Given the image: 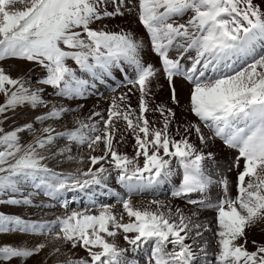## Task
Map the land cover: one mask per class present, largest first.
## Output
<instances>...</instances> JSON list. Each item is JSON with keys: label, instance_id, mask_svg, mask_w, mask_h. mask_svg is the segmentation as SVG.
<instances>
[{"label": "snow or ice", "instance_id": "obj_1", "mask_svg": "<svg viewBox=\"0 0 264 264\" xmlns=\"http://www.w3.org/2000/svg\"><path fill=\"white\" fill-rule=\"evenodd\" d=\"M138 3V19L148 33L152 52L160 59V69L142 62L143 44L132 33L91 27L106 18L123 16L127 0H0V96L4 97L0 104V193H20L21 187L29 183L53 198L69 189L83 190L94 185L103 188L104 173L109 170L101 161H107L118 171L117 182L129 193L138 192L167 180L172 175L174 158L183 169V176L171 195L198 207L186 214L179 206L172 208L153 200L150 204L155 209H139L130 198H120L118 203L129 218L127 223L123 222V214L117 217L110 210L111 206H105L99 215L88 214L85 209L47 223L0 212V234L44 235L58 227L54 239L62 241L69 252L82 248L88 254L87 258L69 256L66 264H126L122 257L127 250L106 239L122 230L133 251L141 244L154 242L148 264H195L196 238L213 230L193 218L204 209L215 208L218 251L214 264H264V244H258L255 251L246 247V229L264 224V10L254 0ZM187 13L191 15L185 23L176 22ZM170 52L176 53L174 58ZM8 60L36 64L46 71V76L37 81L39 86L32 88L26 75L13 77L10 69L3 66ZM68 61H73L76 68ZM123 64L135 70V80L127 83L139 92L138 111L128 103L127 93L114 97L107 119L99 112L87 118L91 121L99 116L102 127L81 119L75 108L44 99L45 87L54 90L50 95L61 99H83L87 89L95 84L90 85L78 76L77 69L93 80L103 81V77L112 75L113 68L123 71ZM161 71L176 106L180 105L176 79L192 86L186 107L197 122L185 124L184 135L177 127L178 140L169 132L176 116L174 109L163 104L150 107L153 81ZM25 106L33 112L41 108L46 111L36 115L32 122L6 130V114ZM148 113H159L162 127H153L157 121H150ZM68 117L74 124L72 128L59 123ZM120 120L125 122V131L133 133L134 157L121 154L114 147L119 131L116 123ZM48 121L53 123L44 126ZM57 124L63 130H58ZM36 125L41 126L39 134L31 142L22 143L21 134L35 133ZM202 128L208 129L207 136ZM192 132L200 148L190 142ZM123 139L121 136V143ZM216 139L238 152L235 167H240L241 160L244 163L237 177V195H229L228 181L222 179L218 183L223 196L213 205L206 195L212 179L205 174L204 162L215 160V154L203 149L211 148ZM61 141L65 142L63 147H59ZM73 145L103 153L89 157L92 166H101L82 172L86 179L57 173L44 163L65 156L68 160L76 159L70 155ZM141 156L142 167L138 163ZM79 160L83 162V157ZM193 194L200 198H192ZM0 203L30 207L33 202L22 195L19 199H0ZM188 239L193 243H186ZM168 245H172L170 250ZM46 246L0 243V264H10L14 259L18 264H26ZM59 251L57 247L52 254ZM200 254L206 255V249L201 248Z\"/></svg>", "mask_w": 264, "mask_h": 264}, {"label": "rangeland", "instance_id": "obj_2", "mask_svg": "<svg viewBox=\"0 0 264 264\" xmlns=\"http://www.w3.org/2000/svg\"><path fill=\"white\" fill-rule=\"evenodd\" d=\"M256 3L258 6L264 10V0H258ZM128 8L125 10V14L123 16H117L115 18H106L103 21L97 22L91 25L92 28L95 29H104L106 31L119 33L121 30L132 33L133 37L143 44V49L141 52L142 62L145 64H152L155 68H161V62L158 56L151 50L150 38L146 29L139 22L138 19V10L139 3L138 0H127ZM109 10H111V6H109ZM191 13H187L184 17L177 18V23H185ZM105 25L107 26L105 28ZM170 56L175 57V52H170ZM157 59V60H156ZM14 62H23L27 65V67L22 70V66L14 64ZM185 61H182L184 63ZM71 67L76 68V65L73 61L67 62ZM5 68L10 69V74L13 77L18 75H26V77L31 81L30 86L35 88L39 86L37 81L46 76V71L39 67L36 64L18 61V60H8L4 62L3 65ZM190 66V65H189ZM21 67V68H20ZM125 73L127 74L125 76ZM77 75L83 79H87L89 84H95V87H89L87 89V95L83 99H75V100H67L61 99L54 95H50L54 92L50 87H45V91L43 93L44 99L50 100L57 104H63L65 107H72L77 109L76 114L79 115L81 119L87 118L93 112H99L103 115L105 119H107V110L112 104L113 98H118L122 94H128V103L131 105L133 109H137L139 104V92L136 88H133L131 84H128V80H135L136 74L135 70L132 66L123 64V71L120 68H113L111 76L103 77V81L97 79L93 80V78L86 74L81 73L77 69ZM130 76V77H129ZM128 79V80H127ZM122 82V83H121ZM181 83V84H180ZM156 85H159L157 88ZM177 96L180 101V105L184 107V110H187V105L189 102V94H190V84L184 81L183 79H176L175 82ZM192 87V86H191ZM164 91V92H163ZM181 94V96H179ZM189 93V94H188ZM170 88L167 80L164 78L162 71L158 73V79L153 81V97H150V107H155L158 104L166 105L170 108H175L174 111L181 110V106H176L172 104L170 99ZM185 95L186 97H184ZM185 99V100H184ZM187 101V102H186ZM4 103V97L0 96V104ZM77 105H82V107L77 108ZM28 107H19L15 112L28 110ZM30 110V109H29ZM46 111V109H38L34 112V117L41 112ZM13 112L7 113V118ZM190 113V112H189ZM191 114V113H190ZM192 115V114H191ZM148 119L155 120L157 123L153 125V127H162L160 121L159 113H148ZM193 116V115H192ZM195 118L197 122V118ZM89 123H98V127H102V122L100 121V117H95L94 120L87 121ZM53 123L52 121L46 122L44 126ZM67 123L68 128L74 127V124L71 121V117H68L66 121L59 122ZM170 125L169 132L175 136V132L177 127L180 126L174 124ZM58 130H63L59 127V124L56 125ZM40 125H36L37 131L35 133H26V137L21 139V142L27 144L31 142L35 135L39 134ZM116 127L119 131L116 133V137L113 141L115 149L121 153L126 154L129 157L135 156V140L133 137V133L131 131H125V122L120 120L116 123ZM182 127V126H181ZM205 135H208V129L202 128ZM206 131V132H205ZM181 135L185 133L180 130ZM207 133V134H206ZM143 135V134H141ZM121 136L124 137L123 142H120ZM193 139L189 140L191 143L195 144L198 148L201 147L199 140L196 137V134H192ZM178 140L180 136H175ZM219 141V142H218ZM195 142V143H194ZM215 143H219L217 145L221 150L223 145L222 141L216 139ZM212 142V143H214ZM222 142V143H221ZM64 141H61L59 147L64 146ZM103 145H100L102 148ZM73 150L70 153L71 156L76 159L68 160L67 156L60 157L58 159H49L44 161L50 168L54 169L57 173L63 174H72L78 176L80 179H86L81 175L82 172L88 171L90 167L95 171L96 168H99L101 165L97 164L92 166L89 160L90 156L103 155V153L98 149L96 151H90L87 146H72ZM215 146H211V148H204L205 152L212 151L215 154V160H206L204 162V171L206 175H209L212 180V184L209 188L207 195L208 202L210 204L215 205L217 203V197L223 193L222 186L217 183L222 179H226L228 181V188L232 187V196L235 194V188L237 189L236 179L238 177V173L240 172L237 167H234L231 163V159L234 160L237 157L236 152L232 149L227 152L232 156L222 154V152L218 153L214 150ZM218 153V154H217ZM48 154V153H43ZM227 156V157H226ZM83 157V162H80L79 158ZM228 158V159H227ZM143 157H139L138 163L139 166H143ZM165 159H169L165 157ZM231 165H230V164ZM101 164L107 168L109 171L104 173L106 179H104L103 183L105 187L100 186H92L90 188H84L83 190L79 188L65 190L59 193L55 198L49 197L43 193L42 190H37L32 187L29 183L21 187L20 193H8L7 195L0 193V199L7 200L10 198H21V196L29 197L32 200V206L30 207H17L10 206L6 203H0V212L5 214H15L20 215L25 219L35 221V222H43L47 223L50 221H55L58 217H64L70 215L73 211H81L83 212L85 209L88 210V214L91 215H99L100 210H102L105 206H111V211L114 212L117 217L123 214V222H129V218L127 214L124 212L122 205L118 203L120 198L128 199L130 198L134 207L143 209L145 207H150L151 209H155V205L150 204L151 201L157 200L163 202L165 205L171 206L175 208L177 206L184 209L186 214H190V210H195L198 206L187 205L183 200L177 199L171 195V193L180 185L182 182L183 169L179 166L177 161L173 158L171 161L172 175L167 178L164 182L159 185H154L151 188H146L141 191H134L129 193L128 189L124 187L122 184L117 182L118 171L113 168L111 164L107 161H101ZM229 165V166H228ZM131 167V166H130ZM230 168V169H229ZM79 170V171H78ZM226 170V171H224ZM221 171V172H220ZM239 171V172H238ZM224 172V173H223ZM227 172V173H226ZM237 172V175H235ZM226 175V176H225ZM237 176V177H236ZM222 177V178H221ZM248 178H246L247 180ZM235 184V185H234ZM235 186V188H234ZM234 188V189H233ZM116 193L118 195H113ZM219 194V195H218ZM211 195V196H210ZM230 195V192H229ZM236 196V195H235ZM233 196V197H235ZM222 197V196H221ZM219 197V199L221 198ZM194 199H199V194H195L192 196ZM211 198V199H210ZM218 199V200H219ZM179 203V204H178ZM67 204V207H65ZM216 211L215 208H207L198 213V217H194L193 219H198L202 225H207L213 231H204L201 237L196 238L197 243L193 244L194 249L197 251L198 256L195 264H214L215 261V253L218 251V247L216 244L217 238L214 236V231L216 229ZM134 220V218H132ZM252 230V231H251ZM58 231V227L54 228L51 234L44 235H26L20 233H8V234H0V243H8L16 246H28L32 247L39 243H44L47 246L38 254L26 261V264H66V261L69 256L75 258H87V252L82 248H77L72 252H69L68 247L63 244L62 241L54 239L55 233ZM247 232V244L246 247L248 251H255L258 244H264V224L257 225L253 229H246ZM103 235V234H102ZM124 235L122 230H119L115 237H106L109 242H115L118 248L126 249L127 251L124 253L122 259L126 262V264H148L149 258L151 255V251L154 247V242L149 241L145 244H141L136 251H133V246L128 244L124 240ZM129 236H135V233H128ZM253 235V236H252ZM256 241L257 244L254 245L252 242ZM186 243L192 244V239H188ZM59 247L60 251L56 252L54 255L52 254L54 250ZM172 245H168V249L170 250ZM206 249V255L200 254V249ZM10 264H18V262L14 259L10 262Z\"/></svg>", "mask_w": 264, "mask_h": 264}, {"label": "bare ground", "instance_id": "obj_3", "mask_svg": "<svg viewBox=\"0 0 264 264\" xmlns=\"http://www.w3.org/2000/svg\"><path fill=\"white\" fill-rule=\"evenodd\" d=\"M256 2H259L258 0H256ZM157 60V59H156ZM14 64H17V65H20V66H22V70H24V68L25 67H27V65L25 64V63H23V62H14ZM21 68V67H20ZM130 77V76H129ZM180 79V78H179ZM122 83V82H121ZM181 84V83H180ZM190 88H191V86H190ZM164 92V91H163ZM181 94L182 93H180V95L179 96H181ZM189 94V93H188ZM190 95V94H189ZM184 97H186L185 95H183ZM187 98V97H186ZM188 99V98H187ZM185 100V99H184ZM187 102V101H186ZM182 105V104H181ZM180 105V106H181ZM173 109H175L174 107H173ZM181 110H177V111H175L176 112V116H175V119H174V124H175V126L177 125H179L180 126V124H181V126H180V130L182 131V132H184V125L185 124H187V123H189V122H192V123H195L196 122V120H195V118H193L194 116H192L187 110H184V107H182L181 106V108H180ZM33 118H34V112L33 111H31V110H24V111H19V112H14V113H12L8 118H7V120L5 121V123H4V127H5V129L6 130H11L13 127H17V126H21V125H24L25 123H28V122H32V120H33ZM203 131V130H202ZM206 132V131H205ZM208 133V132H207ZM206 133V134H207ZM192 134L194 135V132H192L191 134H189L190 135V138L191 139H193V137H192ZM207 136V135H206ZM21 137L23 138H25L26 137V133H22L21 134ZM219 142V141H218ZM195 143V142H194ZM222 143V142H221ZM217 145H220L219 143H212V146H215V148H214V150L215 151H217L218 153H220V152H222V154L223 153H225V155H228L229 157L230 156H232V155H230V154H227V152H229L230 153V151L229 150H232V149H229V148H227L223 143H222V145H223V147H222V149H224V151L223 150H221ZM234 150V149H233ZM235 152H236V154H237V156H238V152L236 151V150H234ZM217 153V154H218ZM227 157V156H226ZM236 158V157H235ZM235 158H234V160H235ZM228 159V158H227ZM234 160H232L231 159V163L233 164V162H234ZM243 160H241L240 161V171H242L243 170ZM230 164V163H229ZM231 165V164H230ZM229 166V165H228ZM234 167H235V165H234ZM230 169V168H229ZM239 169V168H238ZM224 171H226V170H224ZM221 172V171H220ZM239 172V171H238ZM224 173V172H223ZM227 173V172H226ZM235 175H237V172H235ZM226 176V175H225ZM237 177V176H236ZM222 178V177H221ZM212 180H213V178H212ZM218 183V182H217ZM236 184H237V179H236V182H235ZM235 185V184H234ZM234 188H235V186H234ZM233 188V189H234ZM229 189V188H228ZM229 192H230V196L231 197H233V196H235L236 195V193H237V189L235 188V191H234V195L232 196V187L230 188V190H229ZM219 195V194H218ZM211 196V195H210ZM222 196H223V194H222ZM209 199V198H208ZM211 199V198H210ZM179 204V203H178ZM254 228V227H253ZM253 228H251V229H253ZM252 231V230H251ZM253 236V235H252Z\"/></svg>", "mask_w": 264, "mask_h": 264}]
</instances>
